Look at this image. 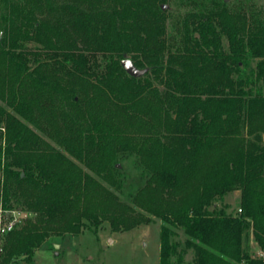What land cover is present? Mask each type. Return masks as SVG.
<instances>
[{
  "label": "trees",
  "instance_id": "obj_1",
  "mask_svg": "<svg viewBox=\"0 0 264 264\" xmlns=\"http://www.w3.org/2000/svg\"><path fill=\"white\" fill-rule=\"evenodd\" d=\"M169 1L0 0V210L32 217L0 264L151 217L158 264H264V14L214 1L169 35ZM235 191L240 212L215 206Z\"/></svg>",
  "mask_w": 264,
  "mask_h": 264
},
{
  "label": "rangeland",
  "instance_id": "obj_2",
  "mask_svg": "<svg viewBox=\"0 0 264 264\" xmlns=\"http://www.w3.org/2000/svg\"><path fill=\"white\" fill-rule=\"evenodd\" d=\"M214 1L223 3L229 11L264 14V0H170L165 4L164 9L167 16V33L175 34L176 27L184 14L195 11L202 5L211 8ZM121 165L127 180L136 174L130 161H123ZM120 198L124 201L126 199L125 195L121 194ZM238 201L239 192L235 191L216 200L215 206L218 209L224 208L227 213H236ZM136 211L146 215L144 212ZM12 212L4 214L0 210L2 219H15V226H20L26 219L32 218L22 207ZM132 214L136 218L135 212ZM160 223L158 218L151 217L150 222L125 230L122 225H117L115 228L109 219L101 220L97 226L92 225L91 229H84L77 235L64 234L49 237L35 250L31 261L27 262L23 258H18L16 264H158ZM178 233L179 240L183 241L185 237L182 232L178 231ZM3 235H0V250ZM243 248L251 255L259 256V250L252 240L250 229H247L244 234ZM191 257V251H189L185 260L190 261Z\"/></svg>",
  "mask_w": 264,
  "mask_h": 264
},
{
  "label": "water",
  "instance_id": "obj_3",
  "mask_svg": "<svg viewBox=\"0 0 264 264\" xmlns=\"http://www.w3.org/2000/svg\"><path fill=\"white\" fill-rule=\"evenodd\" d=\"M165 8H166L165 5L161 6L162 10H164ZM121 66L124 69V71L128 75H130L132 77H140L146 72V69H138V68H136L133 65V63L127 58H124V59L121 60Z\"/></svg>",
  "mask_w": 264,
  "mask_h": 264
},
{
  "label": "built area",
  "instance_id": "obj_4",
  "mask_svg": "<svg viewBox=\"0 0 264 264\" xmlns=\"http://www.w3.org/2000/svg\"><path fill=\"white\" fill-rule=\"evenodd\" d=\"M238 211L240 212V210ZM12 213H15V212H12ZM2 216L3 215L0 214V235L6 234L9 231H11L16 224L15 219L11 218V219L5 220V219H2ZM258 255L261 256L260 253Z\"/></svg>",
  "mask_w": 264,
  "mask_h": 264
},
{
  "label": "crops",
  "instance_id": "obj_5",
  "mask_svg": "<svg viewBox=\"0 0 264 264\" xmlns=\"http://www.w3.org/2000/svg\"><path fill=\"white\" fill-rule=\"evenodd\" d=\"M257 252V251H256Z\"/></svg>",
  "mask_w": 264,
  "mask_h": 264
}]
</instances>
